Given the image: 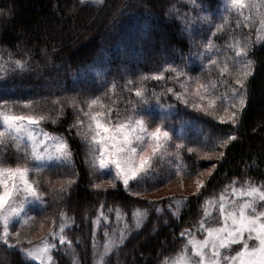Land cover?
<instances>
[{
    "label": "trees",
    "instance_id": "16d2710c",
    "mask_svg": "<svg viewBox=\"0 0 264 264\" xmlns=\"http://www.w3.org/2000/svg\"><path fill=\"white\" fill-rule=\"evenodd\" d=\"M222 3L223 0H103L102 3L0 0V64L5 65L0 70V103L8 102L14 111L21 112L25 110L20 105L33 102L37 115L49 117L41 125L63 133L73 154L71 168L61 167L55 173L45 172L39 177L45 193L43 210L37 208L33 212L35 224L20 229L22 236L32 239L33 244L39 243L49 228L58 230L60 213H66L71 225L66 229V236L73 246L58 245L52 252L54 264H94L93 231L102 252L104 230L123 228L124 223L129 225L131 234L119 250L112 253L108 264H162L163 260H171L178 254L185 243L180 233L192 230L202 218L206 198H218L233 181L237 182V187L245 183L264 185V42L255 43L250 51L253 74L246 83V107L236 125L220 123L213 116L185 109L170 96L162 99L161 103L175 104L179 110L169 120V125L192 141L188 146L199 148L196 155L187 152L182 155V163L191 176L174 175L169 166L161 169L157 165L153 182L141 185L131 182L130 190H125L121 182L115 181L116 188H111L107 182L114 175L92 174L86 163L87 145L76 135V129L71 128L77 119L75 110L68 106V100L73 97L81 103L100 96L106 106L123 113L128 101L136 103L134 91L130 93L125 88L128 80L134 82L133 88L143 85L149 92L160 93L174 86L167 79L171 73H165L166 81L159 82L141 81L140 77L151 76L172 65L207 81L208 74L202 67L207 61L198 56L203 50L202 43L212 39L223 50L228 35L236 30L233 15L230 29L212 35L215 25L222 23L221 17L226 15ZM257 27L256 23L251 29L236 32L255 40ZM16 60L24 62L23 70L15 69ZM212 78H216L215 70ZM113 83L117 85L114 93L109 91ZM57 99L60 105L54 106L52 101ZM149 103L156 102L149 98ZM60 106L64 109L62 116ZM130 108L129 105L128 110ZM150 126L155 127V122ZM229 135L237 136V140L226 148L217 146L215 151L211 150L217 138ZM203 144L208 146L203 147ZM221 152L223 157H220ZM16 156L11 148L0 151V159L6 166L25 163L17 161ZM67 178L76 180L69 194L60 198L55 192H49V180L56 184ZM197 179L203 180L205 187L199 196H194ZM101 182L104 188L92 187L93 183ZM181 198H186V203L173 217L171 212L176 209L170 206ZM110 208L114 209L111 213ZM157 208L161 210L159 213ZM115 209L122 214L119 222ZM136 209H146L148 213L139 230L131 217ZM101 210L107 221H101L99 229H95L93 221ZM213 215L218 212L213 211ZM16 228L19 225L12 231ZM24 247L29 245L25 243ZM0 264H25V261L18 250L0 245Z\"/></svg>",
    "mask_w": 264,
    "mask_h": 264
},
{
    "label": "snow or ice",
    "instance_id": "6c2138e0",
    "mask_svg": "<svg viewBox=\"0 0 264 264\" xmlns=\"http://www.w3.org/2000/svg\"><path fill=\"white\" fill-rule=\"evenodd\" d=\"M84 2L85 0H81V3ZM94 2L102 3L103 0ZM245 10L248 14H245ZM224 13L226 15L221 17L222 23L215 25L213 36L231 28L230 18L233 15L236 17V30L251 29L257 21L259 26L256 28L255 40L242 32L237 35L236 30H233L228 35L223 50L212 39L202 43L203 50L198 56L207 61L202 65L209 77L207 81L168 65L151 76L140 77L141 81L159 82L166 81L165 73H171L167 79L174 86L166 87L160 93L155 90L149 92L143 85L133 88L134 82L126 81L125 88L130 93L134 91L136 103L128 101L123 113L106 106L100 96L81 103H78L76 97L68 100V106L77 115L71 128L76 129V135L87 145L86 163L93 175L103 174L104 170L109 173L114 170V176L108 180V185L116 188L115 181H119L125 190H130L131 182L136 185L153 182L157 165L161 169L165 165L169 166L174 175H192L182 163V155L184 152L196 155L199 148L188 146L192 141L183 132L169 125V120L179 110L175 104L161 103L166 95L192 112L213 116L220 123L237 124L240 113L246 107V83L253 74L254 62L249 59V54L255 43L264 42V0H225ZM221 56L223 59H220ZM14 66L15 69L23 70L25 64L16 60ZM4 68L5 65L0 64V70ZM213 70L216 72L215 79L212 78ZM116 88L117 85L113 83L109 91L114 93ZM149 98L156 103L150 104ZM52 104L59 106L60 100H53ZM20 107L25 111L17 112L9 107L8 102L0 103V151L11 148L17 154V161H25L17 162L15 166H6L4 160L0 159V245L18 250L25 264L29 261L54 264L52 252L58 245H66L68 248L73 246V242L66 236V229L71 227L66 213H60L58 230L49 228L48 234L39 243L33 244L32 239L22 236L20 229L36 223L29 208L43 210L45 193L41 190L39 177L45 172L55 173L61 167L71 168L72 153L63 137L52 136L42 130L40 125L49 117L37 115L33 110V102H24ZM219 112L224 115H217ZM63 114L64 109L60 106L59 115ZM151 122H155V127L150 126ZM235 140V135L217 138L211 150L215 151L217 146L226 148ZM223 156L224 153L221 152L220 157ZM211 174L208 173L209 176ZM32 176L37 179H31ZM75 183L74 178L58 180L56 184L49 180V192H55L58 197L63 198L70 193ZM236 183L233 181L226 186L218 198L204 200L202 218L192 230L185 229L180 233L185 243L174 258L165 259L162 264H264V185L258 187L245 183L237 187ZM92 187L100 190L104 188V184L93 183ZM204 187L205 182L197 179L193 195L199 196ZM184 203L186 198H181L170 206L176 209L171 212L173 217L177 216ZM100 207L103 209L105 206L102 204ZM210 209L218 212V215H213ZM113 211L114 209H108L109 213ZM156 211L159 213L161 210L157 208ZM115 212L117 222L121 221L120 210L115 209ZM147 215L146 209L132 212L131 217L138 230ZM101 221H107L102 210L93 221L95 229H99ZM15 225H19V228L12 231ZM40 227H44L43 223ZM130 234L127 223H124L123 228L113 229L111 232L105 229V243L101 252L94 230V264H108L112 253L119 250ZM198 234L203 238H199ZM25 243L29 247H24Z\"/></svg>",
    "mask_w": 264,
    "mask_h": 264
},
{
    "label": "rangeland",
    "instance_id": "374dc122",
    "mask_svg": "<svg viewBox=\"0 0 264 264\" xmlns=\"http://www.w3.org/2000/svg\"><path fill=\"white\" fill-rule=\"evenodd\" d=\"M91 1H94V0H91ZM224 3H225V0H223V3H222V5H221V7H224ZM245 14H248V13H247V10H245ZM257 25H258V21H257ZM258 26H259V25H258ZM163 34H164V33H163ZM40 127L42 128L43 131L49 133L50 135H52V136H58V137H63V138L67 141V139H66V137H65V135H64L63 133H60V132H57V131H53V130L46 129V128H44L42 125H40ZM151 127H152V126H151ZM67 142H68V141H67ZM68 144H69V142H68ZM69 146H70V145H69ZM70 150H71V148H70ZM71 153H72V150H71ZM28 163L30 164L31 162L29 161ZM72 163H73V154H72ZM14 166H15V165H14ZM103 172L108 173V174H113V175H114V170L111 171V173H109L108 170H104ZM30 178H31V177H30ZM35 210H36V209H35ZM35 210L32 209V208H29V212H30V214L33 215V212H34ZM199 238H203V237H199ZM10 242H11V241H10Z\"/></svg>",
    "mask_w": 264,
    "mask_h": 264
}]
</instances>
